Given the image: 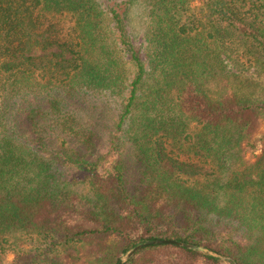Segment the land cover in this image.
Instances as JSON below:
<instances>
[{"label":"trees","instance_id":"16d2710c","mask_svg":"<svg viewBox=\"0 0 264 264\" xmlns=\"http://www.w3.org/2000/svg\"><path fill=\"white\" fill-rule=\"evenodd\" d=\"M0 100V264H264V0H0Z\"/></svg>","mask_w":264,"mask_h":264},{"label":"rangeland","instance_id":"374dc122","mask_svg":"<svg viewBox=\"0 0 264 264\" xmlns=\"http://www.w3.org/2000/svg\"><path fill=\"white\" fill-rule=\"evenodd\" d=\"M129 28L132 30V32L133 33H140V26H139V12L138 11H135V14L133 13V14H131V16H130V18H129ZM141 36V34L139 35V37ZM8 100H9V98H8ZM12 101H14V100H12ZM18 101V100H17ZM22 103H23V101H22ZM0 104H3V102H2V100H0ZM3 106V105H2ZM8 108H9V106H8ZM10 109V108H9ZM1 110H2V108H1ZM17 112H18V108L16 107L15 108V106L13 107V109L9 112L8 111V113L5 115V118H2V117H0V137H3V134H4V130L5 131H7L9 128H10V126L8 125V121H9V119L8 118H13V119H18V114H17ZM2 113H3V110H2ZM10 114H12V116L10 115ZM263 130V129H262ZM2 132H3V134H2ZM10 134H11V136L13 137V138H15V135L13 134V133H11L10 132ZM122 152H123V154H124V156L125 157H128V156H131L132 157V155L133 154H135V151L133 152V149L132 148H130V147H127V146H125L123 149H122ZM129 158H127V160H128ZM203 247V246H202ZM123 254V253H122ZM121 254V255H122ZM121 255L119 256V259H120V257H121ZM13 258H14V254L13 253H8L7 255H6V257H5V264H10L11 263V261L13 260ZM119 261V260H118ZM118 263V262H117ZM225 264H228V263H225Z\"/></svg>","mask_w":264,"mask_h":264},{"label":"water","instance_id":"95a60500","mask_svg":"<svg viewBox=\"0 0 264 264\" xmlns=\"http://www.w3.org/2000/svg\"><path fill=\"white\" fill-rule=\"evenodd\" d=\"M153 245H173V246L185 248L191 251L207 254L213 258L222 259L219 255L215 254L212 251H209L205 247L196 246L194 244L185 243V242H179L175 239H168V240H153V241H148L144 243H139L135 247L123 253L117 264H125L137 251L141 250L144 247H149Z\"/></svg>","mask_w":264,"mask_h":264}]
</instances>
